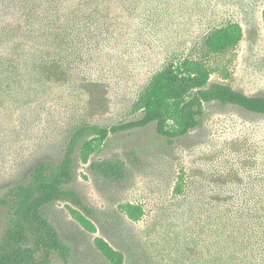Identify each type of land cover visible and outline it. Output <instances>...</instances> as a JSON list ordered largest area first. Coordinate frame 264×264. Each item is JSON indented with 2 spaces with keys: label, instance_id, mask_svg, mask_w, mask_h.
Returning a JSON list of instances; mask_svg holds the SVG:
<instances>
[{
  "label": "rangeland",
  "instance_id": "1",
  "mask_svg": "<svg viewBox=\"0 0 264 264\" xmlns=\"http://www.w3.org/2000/svg\"><path fill=\"white\" fill-rule=\"evenodd\" d=\"M108 6L118 69H76L74 81L36 79L3 93L0 195L39 160L61 157L69 122L112 125L140 118L132 104L151 76L173 63L186 78L181 60L202 57L205 36L215 27L237 22L243 35L234 49L209 56L216 68L210 81L264 96V0H152L136 7L133 18L115 3ZM24 91L28 100L20 96ZM99 159L120 160L124 178L94 174L89 163ZM74 171L72 185L90 207L96 231L84 230L64 202L42 211L72 246L70 264H111L95 249V236L124 255L122 264H209V201L227 199L228 184L264 179V115L207 103L200 123L184 136L168 142L153 123L110 133L87 163L76 161ZM127 203L141 206L138 219L124 211Z\"/></svg>",
  "mask_w": 264,
  "mask_h": 264
},
{
  "label": "trees",
  "instance_id": "2",
  "mask_svg": "<svg viewBox=\"0 0 264 264\" xmlns=\"http://www.w3.org/2000/svg\"><path fill=\"white\" fill-rule=\"evenodd\" d=\"M149 1L0 0V103L3 93L9 94L17 86L29 87L36 79L41 84L64 83L74 81L76 69H118L119 59L112 58L115 19L108 13V5L117 4L133 18L132 11ZM262 18L264 21V9ZM242 35L237 22L215 27L205 36L202 57L181 60L186 78L176 73L173 63L155 72L132 104L140 118L112 125L69 122L61 157L39 160L25 178L0 195V264H70L72 246L42 211L55 201L64 202L84 230L96 231L87 217L90 207L72 185L74 166L77 160L87 163L110 133L153 123L155 131L172 142L200 123L205 104L211 102L264 115V96L247 95L228 84L210 81L216 68L210 65L209 56L234 49ZM22 93L23 99L31 96L28 91ZM89 169L112 181L125 176L118 159L92 161ZM226 187L227 199L209 201V264H264V179ZM124 211L132 219L142 215L141 206L135 204L127 203ZM93 245L111 264L123 263L124 255L102 237L95 236Z\"/></svg>",
  "mask_w": 264,
  "mask_h": 264
}]
</instances>
